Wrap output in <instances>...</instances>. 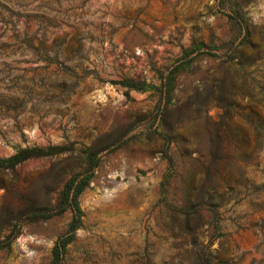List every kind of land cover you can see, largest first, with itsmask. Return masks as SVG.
<instances>
[{"label": "rangeland", "instance_id": "374dc122", "mask_svg": "<svg viewBox=\"0 0 264 264\" xmlns=\"http://www.w3.org/2000/svg\"><path fill=\"white\" fill-rule=\"evenodd\" d=\"M26 147L56 149L0 169V264H264V0H0ZM86 170L57 257L71 212L37 211Z\"/></svg>", "mask_w": 264, "mask_h": 264}, {"label": "trees", "instance_id": "16d2710c", "mask_svg": "<svg viewBox=\"0 0 264 264\" xmlns=\"http://www.w3.org/2000/svg\"><path fill=\"white\" fill-rule=\"evenodd\" d=\"M128 86L132 88H140V85L138 84H130ZM167 91L169 90L167 89ZM54 149L56 148L50 147L49 149H43L39 147H26L16 150L12 155L0 159V169L13 168L15 165L30 157L53 154ZM164 153L167 154L166 151H164ZM168 162L171 163L170 158H168ZM92 166H94V164ZM92 166H90V170ZM91 174V171L88 172V170H86L83 173L71 176L61 190L54 210L43 209L37 211V216L41 218H48L66 211L71 212V219L66 233L60 236L54 245L53 250L57 257L61 256L65 246L73 239L75 231L81 226L82 214L78 203V196L83 188L89 183ZM18 231L19 229L11 234L8 238V242L18 235Z\"/></svg>", "mask_w": 264, "mask_h": 264}]
</instances>
